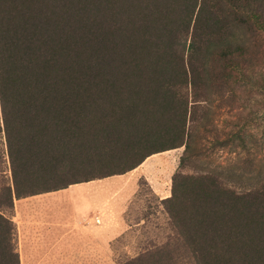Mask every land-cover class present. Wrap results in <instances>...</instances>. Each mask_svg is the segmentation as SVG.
<instances>
[{"label": "trees", "instance_id": "1", "mask_svg": "<svg viewBox=\"0 0 264 264\" xmlns=\"http://www.w3.org/2000/svg\"><path fill=\"white\" fill-rule=\"evenodd\" d=\"M250 24L264 0H0V264H20L14 198L188 149L207 73L247 62L229 37ZM160 203L163 240L119 264H264V181L177 170Z\"/></svg>", "mask_w": 264, "mask_h": 264}, {"label": "rangeland", "instance_id": "2", "mask_svg": "<svg viewBox=\"0 0 264 264\" xmlns=\"http://www.w3.org/2000/svg\"><path fill=\"white\" fill-rule=\"evenodd\" d=\"M229 40L246 47L249 57L238 68L207 73L209 87L206 99L197 105L189 123L188 149L181 146L153 154L125 174L50 193L59 194L54 195L59 199L52 195L43 198L42 209L45 206L54 209V213L45 211L51 221V215L57 217L58 209L64 211L69 205V209L61 212L62 218L73 224L65 229L54 224L44 233L49 232V240L73 243L76 247L74 251L53 253L52 262L43 264H119L143 247L160 243L169 229L160 200L170 195L172 176L177 170L185 174H212L236 191L253 189L264 181V31L256 24L235 26ZM10 178L7 168L0 187L11 185ZM66 197L72 198L70 202H66ZM29 198L32 196L14 198L11 210L19 254L21 244L26 246L28 240L23 237L21 243L17 211L25 216L29 207L36 205L32 203L36 199ZM27 200L31 201L27 204ZM90 205L91 208L99 205L101 210L96 208L84 214ZM106 216L117 218L122 227L118 233L110 227L107 234L101 231L106 226Z\"/></svg>", "mask_w": 264, "mask_h": 264}, {"label": "crops", "instance_id": "3", "mask_svg": "<svg viewBox=\"0 0 264 264\" xmlns=\"http://www.w3.org/2000/svg\"><path fill=\"white\" fill-rule=\"evenodd\" d=\"M140 166V165H139ZM100 181V180H98ZM90 183H96V181H89ZM63 190H67L63 189ZM62 190L59 191H55V192H60ZM55 192H49V193H45L44 195H34L32 196L34 200L32 203H36V205H33L31 207H29L30 209H32L30 211V209L28 211H26L25 216H22L21 214L18 213V219L16 220L17 227H18V233L20 235L21 238V243H22V239L23 237L27 238L28 242L27 245L22 247L21 244V253L19 254V261L20 262H28V264H43V263H49L52 262L53 259V253L58 252L57 254H60V252L62 251H74L76 250V247L74 246L73 243H62L60 241H55L54 239L49 240V236L47 232L46 234L44 233L43 230H49L51 229V227L54 225L57 228H59L61 226L62 229H65L66 227L69 228L71 226H73V224L68 223L67 220H64L62 218V213L61 212H65L67 209H69V205L68 208L66 210H61V208L58 209L57 212V217H54V214L51 215L52 216V221L50 220V218L48 216H46L47 212H53L54 213V209L52 207H49V209H47V206H45V210L42 209L43 206H41V204L43 203V198L45 197H49V196H53L56 197V199H59V196H54V195H59V194H50V193H55ZM168 197V196H166ZM29 198V199H32ZM72 198L71 197H66L65 200L66 202H70ZM24 201V200H23ZM31 200H27V204L28 202ZM89 207V206H88ZM52 208V209H51ZM97 207L95 208H91V205L89 207V209L87 211H84V214H90V211L94 212L96 210ZM98 208L99 207L98 205ZM97 208V209H98ZM47 210V212H45ZM81 210V209H80ZM86 210V209H84ZM103 210V207H102ZM83 211V210H81ZM111 216V215H110ZM13 220V219H12ZM14 222V221H13ZM105 222H106V226L105 228H103V230H101L102 232H104V234H107V228L110 227L112 230H114L115 234L118 233L121 230V225L118 223L117 218H108L107 216L105 217ZM15 223V222H14ZM115 223V224H114ZM59 238V236L57 237ZM18 248V247H17ZM23 248V249H22ZM26 251V253H22V251ZM70 255L67 257L69 259ZM21 259V260H20Z\"/></svg>", "mask_w": 264, "mask_h": 264}, {"label": "built area", "instance_id": "4", "mask_svg": "<svg viewBox=\"0 0 264 264\" xmlns=\"http://www.w3.org/2000/svg\"><path fill=\"white\" fill-rule=\"evenodd\" d=\"M98 221V220H97Z\"/></svg>", "mask_w": 264, "mask_h": 264}]
</instances>
